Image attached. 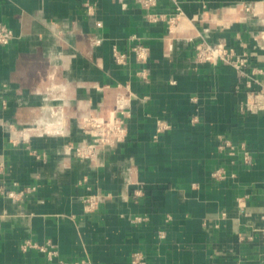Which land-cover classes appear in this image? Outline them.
Wrapping results in <instances>:
<instances>
[{
    "label": "crops",
    "instance_id": "0c3cea01",
    "mask_svg": "<svg viewBox=\"0 0 264 264\" xmlns=\"http://www.w3.org/2000/svg\"><path fill=\"white\" fill-rule=\"evenodd\" d=\"M0 22V264H264V0H0ZM112 116L125 138L78 153Z\"/></svg>",
    "mask_w": 264,
    "mask_h": 264
},
{
    "label": "built area",
    "instance_id": "2783aa9c",
    "mask_svg": "<svg viewBox=\"0 0 264 264\" xmlns=\"http://www.w3.org/2000/svg\"><path fill=\"white\" fill-rule=\"evenodd\" d=\"M145 5L153 3V0H141ZM88 11L91 12L92 6L88 5ZM14 37L13 31L5 24L0 22V43L8 44ZM133 51L137 58L144 60L146 59V50L143 46H135ZM196 57L202 62H219L230 64L234 66L241 73H244L245 67L248 65V57L246 54H239L233 47L227 46L225 44H212L210 42H202L196 46ZM116 59L118 62H124L125 54L116 52ZM120 112L124 113L122 110L123 105H119ZM246 110L250 112H258L264 109V88L260 91H250L248 92V97L246 101ZM84 130L92 138V142L86 146H81L77 148L80 154H90L93 148L97 144H110L122 141L126 136V126L125 121L122 116H112L109 119L103 117H93L87 120L83 125ZM14 196L13 192L9 193ZM88 206L91 207L96 203L94 196L87 198ZM27 247H37L41 251L45 252L49 259H53L54 256L58 254L57 250L53 248L51 242L46 244H39L37 242L27 241L24 245ZM135 260L134 262H136ZM67 264H89L86 260H80L73 263Z\"/></svg>",
    "mask_w": 264,
    "mask_h": 264
}]
</instances>
